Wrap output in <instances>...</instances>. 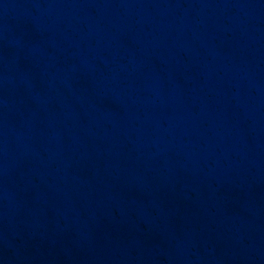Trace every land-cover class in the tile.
I'll return each instance as SVG.
<instances>
[{
  "label": "water",
  "instance_id": "water-1",
  "mask_svg": "<svg viewBox=\"0 0 264 264\" xmlns=\"http://www.w3.org/2000/svg\"><path fill=\"white\" fill-rule=\"evenodd\" d=\"M0 264H264V0H0Z\"/></svg>",
  "mask_w": 264,
  "mask_h": 264
}]
</instances>
